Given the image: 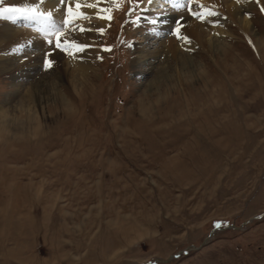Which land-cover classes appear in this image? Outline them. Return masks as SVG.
<instances>
[{
    "label": "rangeland",
    "instance_id": "rangeland-1",
    "mask_svg": "<svg viewBox=\"0 0 264 264\" xmlns=\"http://www.w3.org/2000/svg\"><path fill=\"white\" fill-rule=\"evenodd\" d=\"M241 1L233 17L215 0H179L223 32L201 29L191 71L152 38L163 78L132 63L147 0H109L106 27L91 24L101 36L84 54L93 71L82 88L66 74L75 66L45 64L50 22L44 34L26 28L45 48L8 46L2 55L24 62L0 71L10 111L0 119V264H264V215L251 219L264 212V12ZM164 2L156 13L171 8ZM214 38L224 49L213 55L201 46ZM79 44L63 48L67 61ZM52 75L71 109L50 100L20 114Z\"/></svg>",
    "mask_w": 264,
    "mask_h": 264
},
{
    "label": "bare ground",
    "instance_id": "bare-ground-1",
    "mask_svg": "<svg viewBox=\"0 0 264 264\" xmlns=\"http://www.w3.org/2000/svg\"><path fill=\"white\" fill-rule=\"evenodd\" d=\"M164 1H170L169 4H171V8L167 11H163L162 9V12L156 13L159 11H156V7H159L161 5L164 6ZM178 1L179 0H176V4L178 3ZM218 1L219 0H215L218 5L226 8L228 16L240 17L244 11L243 4L234 3L232 1L229 2L228 0H222V3H219ZM78 2L80 4L79 8L76 7L75 2L71 3L70 5H60L59 0H45L43 4H38V7L42 8V11L47 10L52 11L53 13V18L50 22L51 25L48 23V25L46 26L49 27V29L47 30V40L49 38V41L52 42L51 44L47 43V46L45 45L47 49L51 50L50 55H48L49 61L51 62L52 66L57 69L61 67L62 62L69 63L70 65L75 66L74 69L67 71L66 74L69 75V77L78 76V79L76 81L79 80L80 87L82 88L87 83H91V80L88 81L86 77L88 76L90 71H93L91 70L92 66L89 64V62H87L89 61V59L87 60L88 55H86L87 57H85L84 54L87 53V50H90V48L88 47L96 44L97 40L101 36L94 31L92 25L98 24L102 29L106 27L108 23L106 11L108 12L109 10V0H99V2H97V0H78ZM25 3L30 4L31 0H11V4L21 5ZM154 3L156 4L150 5L151 8H149L148 10H144V13L146 12L149 16H145L146 14L142 16L134 29L135 32L132 34L131 41L133 44V52L135 53L132 63L134 64V66H137L139 64L147 65V70H151L153 68L152 66H155L156 75L159 78H163L165 75L163 74L162 66L158 67L155 65V63H153L154 60L158 59V55H154V52L147 49V44L152 43V38H160V41L158 42L157 52H163L166 55L168 54L176 61L177 59L178 61L180 60L183 65L181 66V69L183 71H191L189 70L191 68L190 56H187V54L192 48L195 47L196 44L200 43L198 36L201 32V29H205L207 31L206 34L208 35H210L211 33H216L217 36L223 31L220 28L209 26L208 19L206 17H204V19H202L201 21L192 19V16L189 14L192 9L191 11H189V8L187 9L184 6L181 9L180 7L177 8L171 2V0H156ZM179 5L182 6L181 3ZM259 5L261 7L264 6V0H260ZM58 6L60 10L56 11ZM69 6L72 9L71 12H68L70 13L69 19L76 22L75 25H72L70 27H68L67 24L62 23L65 18L67 19V17L64 15L66 14L67 8ZM13 15L17 16L19 15V13H15ZM152 20H156L157 23L152 24ZM242 21H244V26L250 24V21L246 19H242ZM211 22L212 21L210 20V23ZM37 23L39 24L38 27L36 26V22H31L24 19L9 21L4 20L0 22V71L9 73L14 70L17 65H19V62H24L17 58L3 56L2 54L7 50L8 46H11L12 49H23L29 52L31 50L38 51L42 48H45L42 40L39 39V37L32 33V31L26 30V28L34 31L39 29L37 33H43V31L45 30L42 27L45 26H41V22ZM15 25L22 28H19ZM75 26H77L80 30L75 31ZM58 34L60 36L59 47L56 46ZM162 37L164 38L162 39ZM179 37H182L183 39L184 37L187 38L184 39L185 44L183 48H180L179 45H177L179 44ZM30 39L33 41H31ZM78 42L80 43L77 47V49L79 50L72 52L74 53L72 58L74 60H71V62L67 61V58H65V56L63 55L64 52L61 51H63V48L66 49L69 45L73 43L75 45ZM83 42L89 43V45L88 47L83 48V50H80L79 46L82 45ZM19 43H23L24 47L17 48V45ZM203 46L204 47L201 46L202 49L212 53L213 55L217 54L219 51H223L224 49L222 43L217 38L212 39L209 46ZM216 50L217 52H215ZM40 54L42 53L40 52ZM77 59L80 60L77 61ZM149 59L152 60L148 61ZM32 60L35 62V59L33 57L29 59V63ZM82 61L85 62L83 63ZM15 62H18V64H16ZM54 77L56 76L54 75ZM45 82L46 88L44 89L41 88V84L37 81L36 88L32 90L33 94L31 93V91H29L31 95L28 93L26 96V100L24 99V102H20L18 104L17 108L20 114H26L27 116L33 114L35 116V103H37V106H40V104H42L43 102L48 103V101L50 102V100H54L62 107L66 106V109L68 110L71 109V105L67 102V99L59 92V88L57 87L58 82L55 81L53 75L51 79L46 80ZM39 86L40 88H38ZM73 86H75L74 89H77V84H74ZM9 113L10 111L2 104L0 106V119L4 121L5 118L8 117ZM15 118H18V116H15Z\"/></svg>",
    "mask_w": 264,
    "mask_h": 264
},
{
    "label": "snow or ice",
    "instance_id": "snow-or-ice-1",
    "mask_svg": "<svg viewBox=\"0 0 264 264\" xmlns=\"http://www.w3.org/2000/svg\"><path fill=\"white\" fill-rule=\"evenodd\" d=\"M45 2V0H31V3H25V4H21V5H17V4H7L6 0H0V5H2L3 7H0V18H6L9 20H16V19H24V20H28L31 22H41V20L43 21H47V22H51L52 18H53V13L52 11H40L38 8V4H43ZM75 2L76 3V7L79 8L80 4L78 2V0H59V4L60 5H70L71 3ZM97 2H99V0H97ZM110 2L112 3H118L119 0H110ZM128 3H141L142 0H127ZM148 4H153L155 2V0H147ZM171 2L178 8L181 7V5L176 4V0H171ZM192 2H195V0H192ZM237 3H240L241 0H236ZM257 4H260V0H256ZM91 6V5H90ZM59 6L57 7L56 11H59ZM68 12H71L72 9L69 6L67 8ZM106 11V10H105ZM142 11H144V9H142ZM189 11H191V9H189ZM261 11L264 12V6L261 7ZM5 13H20L19 16L16 15H7L5 16ZM192 14L194 16H197L198 19H204L203 16H200L198 13L192 12ZM209 15H218L215 12H209ZM139 19V17H138ZM63 24H67L69 23V21L65 18L62 22ZM152 24L157 23L156 20H152L151 21ZM39 31V29H38ZM99 31H103V29H99ZM184 39H187L186 37H184ZM48 43H52L51 41H48ZM56 46L59 47L60 46V36L59 34L57 35V43ZM24 47V46H21ZM80 50H83V48L88 47V45H80ZM18 49H13V52H17ZM50 53L46 54L49 55ZM45 64L46 66L50 67L51 66V62L48 60H45ZM219 226V225H217Z\"/></svg>",
    "mask_w": 264,
    "mask_h": 264
},
{
    "label": "water",
    "instance_id": "water-1",
    "mask_svg": "<svg viewBox=\"0 0 264 264\" xmlns=\"http://www.w3.org/2000/svg\"><path fill=\"white\" fill-rule=\"evenodd\" d=\"M263 215H264V212L252 216L251 219L259 218V217H261V216H263ZM228 227L239 228V227H236V226H233V225H229ZM219 229H224V228H219ZM212 233H213V230L210 232V234L208 235L207 238H209V237L211 236ZM192 247H193V248H197V247H195V246H192ZM175 255H176V254H175ZM154 261H155V260H152V261H150V262H145L144 264H151V263H153Z\"/></svg>",
    "mask_w": 264,
    "mask_h": 264
}]
</instances>
